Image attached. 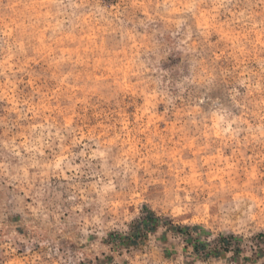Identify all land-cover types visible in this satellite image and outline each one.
Here are the masks:
<instances>
[{"label": "rangeland", "instance_id": "374dc122", "mask_svg": "<svg viewBox=\"0 0 264 264\" xmlns=\"http://www.w3.org/2000/svg\"><path fill=\"white\" fill-rule=\"evenodd\" d=\"M0 264H264V0H0Z\"/></svg>", "mask_w": 264, "mask_h": 264}, {"label": "trees", "instance_id": "16d2710c", "mask_svg": "<svg viewBox=\"0 0 264 264\" xmlns=\"http://www.w3.org/2000/svg\"><path fill=\"white\" fill-rule=\"evenodd\" d=\"M141 219H142V222L144 224L143 226H146L147 228H149L150 226L155 227L158 224V222L160 221V217H158L156 215V213L154 211H152L151 209H148V211L143 213V216ZM138 223H140V222H138ZM170 224L172 226H175V225H173V223H170ZM176 226H177V227H175L176 230H183L184 229L183 227H178V225H176ZM141 228H142V226L140 225L138 230H141ZM230 239H233V235H230L228 237H221L222 241H228L229 242V241H231Z\"/></svg>", "mask_w": 264, "mask_h": 264}]
</instances>
